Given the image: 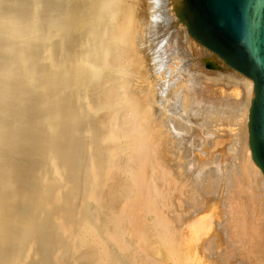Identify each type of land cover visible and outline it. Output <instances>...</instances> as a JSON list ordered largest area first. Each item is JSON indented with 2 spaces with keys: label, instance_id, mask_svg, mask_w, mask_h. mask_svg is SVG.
Instances as JSON below:
<instances>
[{
  "label": "bare ground",
  "instance_id": "6f19581e",
  "mask_svg": "<svg viewBox=\"0 0 264 264\" xmlns=\"http://www.w3.org/2000/svg\"><path fill=\"white\" fill-rule=\"evenodd\" d=\"M155 1L0 0V264H264L252 81L219 117L241 90Z\"/></svg>",
  "mask_w": 264,
  "mask_h": 264
},
{
  "label": "water",
  "instance_id": "95a60500",
  "mask_svg": "<svg viewBox=\"0 0 264 264\" xmlns=\"http://www.w3.org/2000/svg\"><path fill=\"white\" fill-rule=\"evenodd\" d=\"M187 32L252 81L248 147L264 178V0H172Z\"/></svg>",
  "mask_w": 264,
  "mask_h": 264
},
{
  "label": "rangeland",
  "instance_id": "374dc122",
  "mask_svg": "<svg viewBox=\"0 0 264 264\" xmlns=\"http://www.w3.org/2000/svg\"><path fill=\"white\" fill-rule=\"evenodd\" d=\"M132 1L136 3L134 14L136 15L138 19L143 15L146 18L149 17L151 20L152 19L151 13H155V10L158 9V3L155 0H132ZM161 6L164 10L167 9L165 0H163V3ZM150 41L153 42V40L151 39ZM166 46L170 48V44H167ZM204 63L206 64L204 68L200 67V72H202V74L199 75L200 81H205L206 83H210L213 86L222 85L227 90V92L231 91L234 87H237L241 90L240 95H237L236 92H234V90L232 91L238 97H236L235 94H230L226 97L227 99H223L221 101V108L219 110V117H224V118L227 117V119L228 118L235 119L236 116L241 112L240 110L242 109L243 105L247 104V101L245 98L246 94L244 93V89H243L244 88L243 80L241 78L242 75L228 68L227 66H226L227 68H224L223 65L225 66V64L222 61L219 62L221 63V65L217 62L216 63L212 62L209 59H206ZM151 64L152 66H150V68L155 69L157 63H151ZM229 72L232 75H230ZM223 93L225 94V92H221V94ZM239 97L241 98V101H242V105L240 107L237 104V99ZM211 111L212 110L196 109L194 113V118L184 120V121L186 125L192 128L193 130H196L203 123L204 127H206L204 132H206L207 133L206 136H208L209 129L212 127V122H211L212 112ZM228 157L229 155L227 154H224L222 156L223 159H228ZM256 211H258V207Z\"/></svg>",
  "mask_w": 264,
  "mask_h": 264
}]
</instances>
